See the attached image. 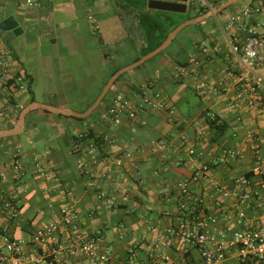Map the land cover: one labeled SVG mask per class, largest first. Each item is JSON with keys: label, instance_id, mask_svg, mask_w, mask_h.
Instances as JSON below:
<instances>
[{"label": "crops", "instance_id": "0c3cea01", "mask_svg": "<svg viewBox=\"0 0 264 264\" xmlns=\"http://www.w3.org/2000/svg\"><path fill=\"white\" fill-rule=\"evenodd\" d=\"M20 1L0 0V23L13 16L22 28L18 35L0 29V41L11 50L14 67L28 77V92L20 95L22 104L37 101L80 113L94 103L118 69L136 63L144 51L158 48L178 25L191 19L187 2L185 12H173L150 6V0H40L35 8H22ZM202 22L185 27L168 47L124 73L91 115L76 117L38 109L28 114L23 133L0 141V224L14 238L26 241L23 264H61V260L69 264H178V249L165 247L164 241L167 230L179 221L178 183L196 165L189 149L209 144L221 147L233 141L230 131L219 135L211 129L206 110L224 115L230 128L240 133L253 128L264 131V115H242L244 122L236 126L238 112L228 105L235 95L227 74L229 49L222 34L207 37ZM94 24L100 26L97 31L92 29ZM204 43L211 47L208 52L201 47ZM219 46L224 52L217 50ZM179 66H188L190 72L180 76ZM204 77L217 88H227V96L199 90L196 85ZM149 90L162 91L170 108L147 111L137 119L123 114L118 124L104 121L116 93L137 99ZM10 120L0 122V128ZM203 128L206 137L198 134ZM90 130L98 136L109 133L117 142L104 146L100 163L86 174L79 169L73 148L77 137ZM160 139L166 145L154 149L152 142ZM126 151L132 157H126L120 167L115 165V159ZM37 155L43 174L36 172L33 159ZM18 161L21 173L15 169ZM250 166L247 158L234 165L235 172L247 173ZM5 200L12 201L16 216L10 217ZM66 204L78 209L86 235L103 230L100 259L93 261L83 254L54 258L32 242L34 230ZM1 254L9 252L0 236ZM163 254L173 259L164 260ZM189 258L193 264H203L196 251ZM230 264H237L236 257L230 256Z\"/></svg>", "mask_w": 264, "mask_h": 264}, {"label": "built area", "instance_id": "2783aa9c", "mask_svg": "<svg viewBox=\"0 0 264 264\" xmlns=\"http://www.w3.org/2000/svg\"><path fill=\"white\" fill-rule=\"evenodd\" d=\"M39 1L21 0L20 6L35 8ZM222 1L187 0V3L194 13H203L216 8ZM222 15V18L217 15L216 20L221 38L229 49L227 74L235 89L228 105L238 112V126L244 122L242 115H264V0H248L229 13L222 12ZM99 28L98 24L92 26L94 31ZM201 47L205 52L211 49L206 43ZM217 50L224 52L220 46ZM193 61L199 64L196 59ZM177 71L180 76L190 72L188 66H179ZM28 83L27 75L14 67L11 50L0 41V122L9 120L24 108L20 95L28 92ZM196 87L218 96H227V88H217L206 77ZM169 108L168 100L160 90H149L137 99L119 92L113 96L104 121L118 124L123 114L137 119L147 111ZM170 112L174 113V109ZM205 118L209 124L225 120L224 115L212 110H206ZM198 134L206 137L207 131L203 128ZM230 134L233 140L230 145L215 147L209 144L198 150L189 149L197 159L196 165L192 174L178 183L179 221L167 230L169 236L164 241L165 247L178 249V264H193L189 258L192 251L198 253L203 264H230V256L236 257L237 264H264V131L253 128L240 133L232 128ZM101 138L100 143L96 137L85 132L75 143L73 152L78 157V167L86 174H90L100 163L104 146L116 145V138L109 133L102 134ZM183 139L186 140V137L183 136ZM165 145L164 139L152 142L154 149ZM126 157L131 158L132 153L126 151L119 155L115 165H124ZM247 158L251 164L247 173H236L234 165ZM33 162L36 172L43 174L38 155ZM15 165L18 173L23 172L19 161ZM127 198L128 194L124 192L123 199ZM4 206L9 210L10 217L16 216L12 201L5 200ZM0 236L9 252V255H0V262L23 264L21 254L26 241L14 238L1 224ZM102 238V229L86 235L78 209L66 204L59 213H54L50 220L34 230L32 242L45 247L54 258L83 254L96 261L101 258ZM177 244L180 248L176 247ZM130 253L134 259L136 252L132 249ZM162 258L166 261L173 259L170 254H163Z\"/></svg>", "mask_w": 264, "mask_h": 264}, {"label": "water", "instance_id": "95a60500", "mask_svg": "<svg viewBox=\"0 0 264 264\" xmlns=\"http://www.w3.org/2000/svg\"><path fill=\"white\" fill-rule=\"evenodd\" d=\"M243 0H226L218 7L201 14L197 17L191 18L186 20L185 22L178 25L167 37V39L155 50L149 52L148 54L144 55L140 60H138L136 63L130 66H126L123 68L118 69L107 81V83L104 85L101 93L97 97V99L94 101V103L83 113L77 112L70 108L65 107H55L51 106L45 103L33 101L29 103L27 106H25L19 114V117L17 119V122L14 124L13 127L9 128H0V139L11 137V136H18L25 130V124H26V118L29 113L38 110V109H44L53 113L57 114H63L68 116H76V117H87L91 115L102 103L104 98L108 95L110 90L112 89L113 85L116 83L117 79L122 76L124 73H126L128 70L132 69L133 67H136L145 61L149 60L153 56H155L157 53H159L161 50L168 47L173 39L187 26L194 25L199 22H202L206 19L212 18L217 16L219 13L227 9L228 7L234 5L235 3H238ZM187 0H150L149 4L150 6L152 4H156L159 6L160 9L173 11V12H185L187 10ZM0 29L8 31L12 30L16 35L20 34L22 32V28L19 26L18 21L15 17L10 16L6 19H4L0 23Z\"/></svg>", "mask_w": 264, "mask_h": 264}, {"label": "trees", "instance_id": "16d2710c", "mask_svg": "<svg viewBox=\"0 0 264 264\" xmlns=\"http://www.w3.org/2000/svg\"><path fill=\"white\" fill-rule=\"evenodd\" d=\"M207 12V11H206ZM206 12H203V13H193L191 16H190V18H194V17H197V16H199V15H201V14H204V13H206ZM222 12H224V11H222ZM147 19L148 17H144V19ZM145 19V20H146ZM153 48H151V49H148V50H146V51H144V55L145 54H147V53H149L151 50H152ZM125 76V74H123L122 76H120L118 79H117V81H116V83L118 82V81H120L121 80V78H123ZM115 83V84H116ZM109 94L110 93H108V95L104 98V100L102 101V102H105L107 99H108V97H109ZM99 108V107H98ZM97 108V109H98ZM19 114H20V112H18L14 117H12L13 118V120H12V118H11V120L10 121H12V122H10V123H8L7 125H5V128H9V127H13L14 126V124L17 122V119H18V117H19ZM9 122V121H8ZM210 126H211V129L215 132V133H217V134H226L228 131H230L231 130V125L229 124V122H227V121H221V122H218V121H212V122H210ZM85 132H88V135H90V136H93V137H96L99 141H100V143L102 142V138H101V136H98L97 134H95L92 130H90V131H85ZM85 132H83V133H85ZM17 136H11V137H6V138H1L0 139V141H6V140H11V139H14V138H16ZM79 137H80V135L77 137V141H78V139H79ZM76 141V142H77Z\"/></svg>", "mask_w": 264, "mask_h": 264}, {"label": "rangeland", "instance_id": "374dc122", "mask_svg": "<svg viewBox=\"0 0 264 264\" xmlns=\"http://www.w3.org/2000/svg\"><path fill=\"white\" fill-rule=\"evenodd\" d=\"M226 0L222 1L219 5H221L223 2H225ZM21 2V1H20ZM246 2L245 1H240L238 3H235L234 5L228 7L227 9L224 10V13H229L230 10H232L233 8L235 7H238V6H242L244 5ZM218 5V6H219ZM217 6V7H218ZM189 14L192 15L193 13V10H191L190 8V11L188 12ZM218 16H220L221 18L223 17L222 15V12L218 14ZM202 25L203 27L208 31L207 32V37L209 38H212L213 36L216 37V36H220L221 35V30L218 26V24L216 23V17H212V18H209V19H206L202 22ZM194 26V25H193ZM192 26V27H193ZM194 29V28H193ZM194 98L196 99V102L198 101V98L194 96Z\"/></svg>", "mask_w": 264, "mask_h": 264}]
</instances>
